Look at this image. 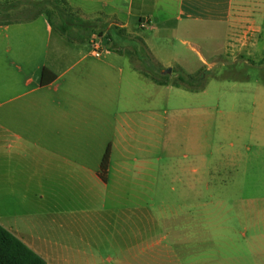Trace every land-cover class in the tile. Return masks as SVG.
<instances>
[{"label": "crops", "instance_id": "obj_1", "mask_svg": "<svg viewBox=\"0 0 264 264\" xmlns=\"http://www.w3.org/2000/svg\"><path fill=\"white\" fill-rule=\"evenodd\" d=\"M41 1L1 6L26 16L0 19V224L46 264H217V254L187 252L201 240L173 234L164 207L147 203L151 190L116 185L148 181V83L168 81L115 51L143 47L161 69L188 71L184 56L160 55L184 34L202 41L209 66L229 54L262 61L264 0H66L83 19L110 20L99 21L100 56L91 54L95 29L55 31Z\"/></svg>", "mask_w": 264, "mask_h": 264}, {"label": "rangeland", "instance_id": "obj_2", "mask_svg": "<svg viewBox=\"0 0 264 264\" xmlns=\"http://www.w3.org/2000/svg\"><path fill=\"white\" fill-rule=\"evenodd\" d=\"M4 1L0 0V7L6 6ZM25 16L23 11L0 12V19ZM96 19L110 22L106 16ZM100 29L101 25L94 30L96 35ZM175 37L171 49L163 44L160 55L173 51L184 56L188 71L168 66L171 71L164 73L168 67L161 69L149 55L132 48L130 53L115 51L122 62L136 60L143 72L168 81L148 83L154 111L148 181L116 185L151 190L147 203L155 211L164 207L173 234L201 240L197 246H187V252L194 248L217 254V264H264V60L246 54L234 59L229 54L225 61L209 66L212 60L200 39ZM26 41L29 44L28 35ZM199 52L208 64L201 63ZM179 75L191 85L187 87L189 83L180 81ZM140 154L136 149L135 155Z\"/></svg>", "mask_w": 264, "mask_h": 264}, {"label": "trees", "instance_id": "obj_3", "mask_svg": "<svg viewBox=\"0 0 264 264\" xmlns=\"http://www.w3.org/2000/svg\"><path fill=\"white\" fill-rule=\"evenodd\" d=\"M16 1L21 4L26 0ZM15 5V3L10 2L11 8L15 7ZM34 5L43 9L42 12H45L53 27L58 26L63 33L67 34V37L71 36L73 25L78 26V33H80L81 30L89 32L99 26V21H96L94 19H83L77 16L72 8L67 4L66 0H42L41 2H37ZM1 10L2 8L0 7V12ZM54 18H58L60 22L56 24ZM101 27V29L103 30V26ZM102 30H100V32ZM113 30L115 31L116 35H121V31L118 27L114 26ZM134 49L137 54H142L141 49L137 47H135ZM198 76H200V73L198 74ZM179 79L182 82H186L187 84L189 83L187 87L191 85L190 81H188V79H186L183 75H179ZM173 85L180 87L182 86V83L174 82ZM108 161L109 149H107L104 158L103 167L105 169L108 166ZM0 264H46V262L21 239H19L17 236H15L0 224Z\"/></svg>", "mask_w": 264, "mask_h": 264}, {"label": "built area", "instance_id": "obj_4", "mask_svg": "<svg viewBox=\"0 0 264 264\" xmlns=\"http://www.w3.org/2000/svg\"><path fill=\"white\" fill-rule=\"evenodd\" d=\"M90 45H91V54L95 56H100L104 52V48L102 46L100 37L97 36L96 34L92 35V37L90 38Z\"/></svg>", "mask_w": 264, "mask_h": 264}, {"label": "water", "instance_id": "obj_5", "mask_svg": "<svg viewBox=\"0 0 264 264\" xmlns=\"http://www.w3.org/2000/svg\"><path fill=\"white\" fill-rule=\"evenodd\" d=\"M171 69H172L171 67L166 68V69L164 70V73H168V72H170Z\"/></svg>", "mask_w": 264, "mask_h": 264}]
</instances>
